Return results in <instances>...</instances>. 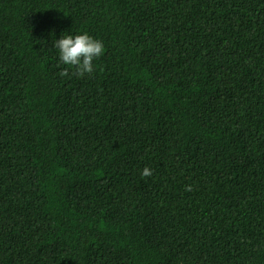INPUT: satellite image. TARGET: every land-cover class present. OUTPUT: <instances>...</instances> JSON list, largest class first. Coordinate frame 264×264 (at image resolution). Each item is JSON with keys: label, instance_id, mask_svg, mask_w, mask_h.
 <instances>
[{"label": "trees", "instance_id": "16d2710c", "mask_svg": "<svg viewBox=\"0 0 264 264\" xmlns=\"http://www.w3.org/2000/svg\"><path fill=\"white\" fill-rule=\"evenodd\" d=\"M0 264H264V0H0Z\"/></svg>", "mask_w": 264, "mask_h": 264}, {"label": "clouds", "instance_id": "9594fccd", "mask_svg": "<svg viewBox=\"0 0 264 264\" xmlns=\"http://www.w3.org/2000/svg\"><path fill=\"white\" fill-rule=\"evenodd\" d=\"M58 49L59 60L70 68H75L81 75L94 71V61L98 59L104 50L101 40L94 38L87 32L76 35H62L54 41L53 45ZM66 74L62 72L61 75ZM151 169L145 167L141 175L149 176Z\"/></svg>", "mask_w": 264, "mask_h": 264}]
</instances>
